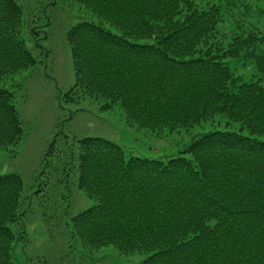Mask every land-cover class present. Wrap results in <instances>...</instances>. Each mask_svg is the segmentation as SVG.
I'll return each mask as SVG.
<instances>
[{
  "label": "trees",
  "instance_id": "16d2710c",
  "mask_svg": "<svg viewBox=\"0 0 264 264\" xmlns=\"http://www.w3.org/2000/svg\"><path fill=\"white\" fill-rule=\"evenodd\" d=\"M67 1L88 17L67 31L75 72L65 98L117 105L131 126L160 136L186 130L191 141L165 158L126 155L97 136L65 141L57 167L46 169L48 191L33 195L20 175L0 174V264H19L23 230L13 228L32 210L50 237L68 224L80 249L114 244L146 254L138 264H264V24L244 22L264 15V0ZM24 11L0 0V80L36 63ZM227 16L229 37L218 27ZM16 99L0 85V147L22 136ZM71 180L94 201L75 213Z\"/></svg>",
  "mask_w": 264,
  "mask_h": 264
},
{
  "label": "rangeland",
  "instance_id": "374dc122",
  "mask_svg": "<svg viewBox=\"0 0 264 264\" xmlns=\"http://www.w3.org/2000/svg\"><path fill=\"white\" fill-rule=\"evenodd\" d=\"M15 1L27 10L21 17L28 21L32 18L24 27V33L26 47L34 55L36 63L15 73H4L0 80V85L8 87L17 97L16 104L23 127L17 144L0 147V174L20 175L26 184V193L33 195L40 189L48 191L43 185L46 169L52 165L57 167L61 159L58 145L63 143L64 147L65 141H78L87 136L102 137L119 145L126 155L147 158L173 156L190 143L191 135L186 130L179 129V132L160 136L149 129L131 126L117 105L106 110L101 107L100 101L88 97L76 102L66 99L65 93L74 83L75 72L67 31L81 18L88 17L85 10L81 5L67 0H43L45 6L41 11L37 8L36 0ZM258 1L252 0V4ZM257 5H260L259 10L264 13V2ZM226 18L218 27L222 34L229 37L234 29L233 18ZM244 22L247 25H262L264 15L247 17ZM36 43L39 48L49 51L47 57L44 52L41 54ZM39 61L44 62L39 64ZM231 63L239 72L242 70L240 63ZM250 71L244 69L245 78H248ZM52 142L55 147L48 153ZM66 185L74 188L71 197L72 213L94 202L85 192L76 188L72 180ZM59 192L69 197L63 190ZM39 198L44 196L35 198L33 202L36 204ZM41 217V210L28 211L18 226L13 228L17 232L23 230L15 251L16 262L19 264H43L42 260L47 261L48 257L58 264H138L146 256L139 252L126 254L114 244L80 249L69 238L68 224H65L68 232L65 230L60 233L56 229L54 237H50L48 225ZM63 255L65 259L61 260Z\"/></svg>",
  "mask_w": 264,
  "mask_h": 264
}]
</instances>
